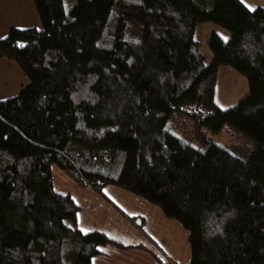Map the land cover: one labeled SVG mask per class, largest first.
I'll return each instance as SVG.
<instances>
[{"label":"trees","instance_id":"1","mask_svg":"<svg viewBox=\"0 0 264 264\" xmlns=\"http://www.w3.org/2000/svg\"><path fill=\"white\" fill-rule=\"evenodd\" d=\"M34 1L41 28L0 38V57L28 78L0 99V264H92L103 245L127 247L78 228L55 167L160 207L189 232L187 264H264V7ZM203 21L230 33L210 34V62L195 38ZM222 64L249 82L226 108L214 99ZM222 133L234 141L210 137Z\"/></svg>","mask_w":264,"mask_h":264},{"label":"crops","instance_id":"2","mask_svg":"<svg viewBox=\"0 0 264 264\" xmlns=\"http://www.w3.org/2000/svg\"><path fill=\"white\" fill-rule=\"evenodd\" d=\"M41 25L34 0H0V38L12 27ZM0 62L14 61L0 57ZM16 63V62H15ZM15 65V64H14ZM25 82L28 78L24 76ZM9 85L10 82H8ZM16 89L22 87L17 83ZM21 84V83H20ZM25 84V83H24ZM65 188L81 206L78 228L98 229L127 246L103 245L92 264H187L190 260L189 232L176 219L147 199L117 185L102 192L66 177ZM88 232V231H87Z\"/></svg>","mask_w":264,"mask_h":264},{"label":"rangeland","instance_id":"3","mask_svg":"<svg viewBox=\"0 0 264 264\" xmlns=\"http://www.w3.org/2000/svg\"><path fill=\"white\" fill-rule=\"evenodd\" d=\"M247 6L250 8H255L257 6L264 7V0H242ZM70 4H67V7ZM41 28V25L39 26ZM216 32L221 35L223 38L229 37V31L223 26L211 22V21H203L198 22L195 30V38L199 41L200 50L204 54L207 62H210L213 58V53L211 51L209 45V37L210 34ZM13 62V61H12ZM15 64V65H14ZM13 65H7L5 63L0 62V99H4L15 95L19 89L17 87V83L19 85H23L25 82L26 76L21 67L14 62ZM27 77V76H26ZM10 82L11 85L8 84ZM21 83V84H20ZM249 92V82L248 78L245 74L238 71L235 67L230 64H222L218 70L217 82H216V90L214 99L216 103L223 107H230L237 103L242 97H244ZM191 124L194 123L193 120H189ZM187 122V121H186ZM187 137V136H185ZM211 139L214 141L224 144V142H233V138L230 135L220 134L214 135L210 134ZM189 139L192 140V136H189ZM54 178L56 181L57 189L61 191H68L65 188L66 177L69 181H72L70 177H68L62 170L55 167L53 170Z\"/></svg>","mask_w":264,"mask_h":264},{"label":"snow or ice","instance_id":"4","mask_svg":"<svg viewBox=\"0 0 264 264\" xmlns=\"http://www.w3.org/2000/svg\"><path fill=\"white\" fill-rule=\"evenodd\" d=\"M249 7H251V5H250ZM225 39L227 40L228 38L225 37ZM84 231L87 232V231H89V230H88V229H84Z\"/></svg>","mask_w":264,"mask_h":264}]
</instances>
